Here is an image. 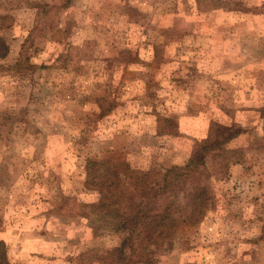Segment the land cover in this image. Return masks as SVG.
<instances>
[{"label":"rangeland","instance_id":"rangeland-1","mask_svg":"<svg viewBox=\"0 0 264 264\" xmlns=\"http://www.w3.org/2000/svg\"><path fill=\"white\" fill-rule=\"evenodd\" d=\"M210 1L0 3L14 16L0 59L7 264H99L90 254L120 237L87 205L98 193L84 184L85 159L163 169L183 165L196 141L211 146L205 216L165 239L156 264H264V0ZM42 5L53 8L35 20ZM26 48L50 66L10 68ZM157 115L176 132L156 134Z\"/></svg>","mask_w":264,"mask_h":264},{"label":"trees","instance_id":"trees-1","mask_svg":"<svg viewBox=\"0 0 264 264\" xmlns=\"http://www.w3.org/2000/svg\"><path fill=\"white\" fill-rule=\"evenodd\" d=\"M3 2L16 0L0 3ZM210 2L216 7L228 8L230 4L234 6L238 3L222 0ZM67 6L68 3H65L60 7ZM51 8L53 5L38 7L35 20L48 14ZM13 24L12 14L0 13V59H4L10 52L8 31ZM55 31L47 34L50 41ZM30 37L32 34L28 32L25 41L28 42ZM53 44L55 45H52L48 55H57L52 60L54 63L60 61L62 54L59 43L54 41ZM26 50L27 48L21 49L14 63L9 65L10 68L21 69L24 61L32 62V58L38 54L24 55ZM30 64L39 68L50 66L45 61H41L39 65L33 62ZM99 107L100 115H105L111 109V106L105 108L102 103ZM259 111L264 115V107ZM157 121L159 123L156 134L172 135L176 132L173 118L157 115ZM210 147L207 143L196 141L183 165H172L163 169L131 167L123 161L105 157L86 158L83 166L84 184L98 193V198L87 205L92 211L115 220L114 230L120 237L116 245L91 253L89 261L94 260L99 264H130L136 259H145L149 264H156L158 246L165 239L176 233L182 225L201 222L205 216V203L211 196L209 174L205 167ZM7 263L6 244L0 239V264Z\"/></svg>","mask_w":264,"mask_h":264}]
</instances>
